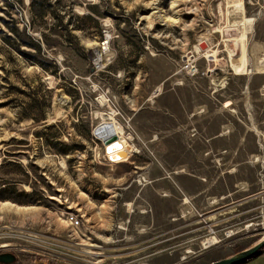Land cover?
<instances>
[{"label":"rangeland","instance_id":"obj_1","mask_svg":"<svg viewBox=\"0 0 264 264\" xmlns=\"http://www.w3.org/2000/svg\"><path fill=\"white\" fill-rule=\"evenodd\" d=\"M263 234L264 0H0L9 264H208Z\"/></svg>","mask_w":264,"mask_h":264},{"label":"water","instance_id":"obj_2","mask_svg":"<svg viewBox=\"0 0 264 264\" xmlns=\"http://www.w3.org/2000/svg\"><path fill=\"white\" fill-rule=\"evenodd\" d=\"M106 127H102L101 129L94 130V135H96L101 142L104 144V151L105 154H110L109 160L110 161H117L126 157L124 152H119L118 154H111L114 150L113 147L118 146L116 142V136L110 132L109 134L105 132ZM103 133L102 135H98L99 133ZM113 146V147H112ZM264 247V234L256 243L250 245L248 248L242 249L240 251L235 252L233 255L220 258L217 261L210 262L208 264H237L240 262H244L252 258L257 251ZM15 255L11 252H1L0 253V264H9L15 260Z\"/></svg>","mask_w":264,"mask_h":264},{"label":"bare ground","instance_id":"obj_3","mask_svg":"<svg viewBox=\"0 0 264 264\" xmlns=\"http://www.w3.org/2000/svg\"><path fill=\"white\" fill-rule=\"evenodd\" d=\"M242 10V9H241ZM240 10V11H241ZM106 44H107V42H103V44H100L99 45V47H100V49H99V52H100V54H98V55H100V56H97L98 57V61L100 60V58L99 57H101V49L102 50H104L105 49V46H106ZM103 46V47H102ZM102 47V48H101ZM209 51V50H208ZM206 55V54H205ZM207 55L209 56V55H211V54H208L207 53ZM206 55V56H207ZM96 57V58H97ZM99 63V62H98ZM101 101V103H103V101L102 100H100ZM100 116H101V122L95 127V129H97V130H99V129H101L102 127H106V130H105V132H107L108 134L110 133V132H112L115 136H116V142H117V145L118 146H116V147H113L114 148V150L112 151V153L111 154H118L119 152H124L125 153V155H127L128 153H129V144L126 142V140H124L123 139V137H122V134H123V131H122V128L121 127H119L118 125H117V123H116V121H115V119H114V113H112V112H109V113H101L100 114ZM105 132H103V133H99L98 135H102V134H104ZM110 156V154H107V157H109ZM126 158V157H125ZM124 158V159H125ZM120 160H123V159H120ZM118 161V160H117ZM8 203V202H7ZM23 208H26V206H22ZM17 208H19V206H17ZM213 240L214 239H209L207 242H206V244H211L212 242H213Z\"/></svg>","mask_w":264,"mask_h":264},{"label":"built area","instance_id":"obj_4","mask_svg":"<svg viewBox=\"0 0 264 264\" xmlns=\"http://www.w3.org/2000/svg\"><path fill=\"white\" fill-rule=\"evenodd\" d=\"M95 61V59H94ZM95 64V63H94ZM184 68H189L191 70H196L194 68V66H192V64H190L188 61H185L184 62ZM158 90V89H157ZM157 90L153 92L154 93H157ZM65 219L67 221V223H69V225L72 227V228H75L79 225L80 223V219L77 218L76 214L73 213V212H67V214L65 215Z\"/></svg>","mask_w":264,"mask_h":264},{"label":"crops","instance_id":"obj_5","mask_svg":"<svg viewBox=\"0 0 264 264\" xmlns=\"http://www.w3.org/2000/svg\"><path fill=\"white\" fill-rule=\"evenodd\" d=\"M237 264H264V251L256 256H253L247 261L240 262Z\"/></svg>","mask_w":264,"mask_h":264},{"label":"trees","instance_id":"obj_6","mask_svg":"<svg viewBox=\"0 0 264 264\" xmlns=\"http://www.w3.org/2000/svg\"><path fill=\"white\" fill-rule=\"evenodd\" d=\"M14 33H15V34H18L19 36H23V37H25L23 30H18V29L16 28V29H14ZM32 44H33V43H32ZM32 44H30V45H32ZM34 46L37 47V45H35V44H34ZM12 200H13V201H17V200H15V199H12ZM263 249H264V247L261 248L259 251H257V253H256L254 256L260 254V253L263 251Z\"/></svg>","mask_w":264,"mask_h":264}]
</instances>
